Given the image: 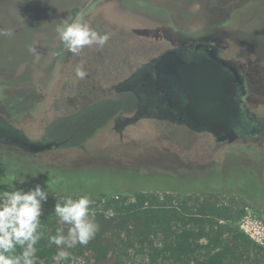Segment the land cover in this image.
<instances>
[{
	"label": "rangeland",
	"instance_id": "obj_1",
	"mask_svg": "<svg viewBox=\"0 0 264 264\" xmlns=\"http://www.w3.org/2000/svg\"><path fill=\"white\" fill-rule=\"evenodd\" d=\"M147 1L162 13H142L148 9ZM136 2L123 1L139 13L115 0H0V30L14 33L0 35V80L10 75L32 79L19 83L21 88H0V101L14 107L13 123L35 139L52 121L66 115L70 110L66 100L76 97L77 88L87 97L77 101L79 107L96 100L99 94L90 87L101 80L99 62L92 60L87 68L83 58L64 48L57 33L62 22L72 23L81 12L91 28L111 36L100 49L104 65L111 70L110 83L102 86L124 78L158 50L208 42L240 69L246 104L264 119V0ZM30 47L36 54L29 52ZM81 63L88 73L84 79L75 75ZM167 123L144 118L126 127L120 138L111 121L84 144L58 148L45 160L1 158L0 184H18L27 190L39 184L49 193L73 197L131 196L137 191L200 200L211 197L232 210L228 224L262 248L253 250L245 264H264V141L218 145L208 134H190ZM73 128L70 123L69 130ZM21 178L23 185L18 182ZM77 258V264H93L86 254ZM108 264L172 263L137 255L129 247L115 253Z\"/></svg>",
	"mask_w": 264,
	"mask_h": 264
},
{
	"label": "trees",
	"instance_id": "obj_2",
	"mask_svg": "<svg viewBox=\"0 0 264 264\" xmlns=\"http://www.w3.org/2000/svg\"><path fill=\"white\" fill-rule=\"evenodd\" d=\"M124 102L120 99L89 104L52 121L48 130L55 140H65L64 148L78 147L107 125L121 109L129 111L135 105L130 97ZM102 115L104 117L95 124ZM75 117L80 119L72 120ZM70 123L75 124L72 130H69ZM20 188L28 191L18 184H0V192ZM48 194L45 215L41 217L44 236L36 246L37 264H56L53 257L60 249L49 246L47 238L61 227L54 214L55 203L69 196ZM79 197L72 196L73 199ZM90 199L99 231L87 246L77 245L70 252L75 257L86 254L93 264H108L115 253L129 247L137 255L147 254L152 260L172 264H245L251 260L253 250H262L228 224L232 210L211 197L200 200L199 197L180 198L137 191L131 196L100 194ZM69 227L63 225L65 234Z\"/></svg>",
	"mask_w": 264,
	"mask_h": 264
},
{
	"label": "water",
	"instance_id": "obj_3",
	"mask_svg": "<svg viewBox=\"0 0 264 264\" xmlns=\"http://www.w3.org/2000/svg\"><path fill=\"white\" fill-rule=\"evenodd\" d=\"M244 83V75L237 65L220 57L219 48L212 44L198 42L192 50L170 49L140 66L115 87L136 97L134 113L115 121L127 125L141 118H152L207 132L216 142H232L238 137L237 129L245 122V113L237 98L245 95ZM0 137L33 155L65 142L52 138L34 141L21 130L4 124Z\"/></svg>",
	"mask_w": 264,
	"mask_h": 264
},
{
	"label": "clouds",
	"instance_id": "obj_4",
	"mask_svg": "<svg viewBox=\"0 0 264 264\" xmlns=\"http://www.w3.org/2000/svg\"><path fill=\"white\" fill-rule=\"evenodd\" d=\"M85 15L81 12L72 23L62 22L57 28L64 48L77 56L86 47L103 49L111 38L110 34H101L91 28L85 21ZM13 34L10 29L0 30L3 36L10 37ZM29 52L36 54V49L30 47ZM75 75L79 79L88 75L82 63L76 66ZM18 182L23 185L25 180L21 178ZM48 198V188L45 190L39 184L28 191L20 188L0 192V264H37L36 246L44 236L41 217L45 215L44 205ZM92 204L88 195L77 199L69 195L55 203L54 214L61 227L47 239L49 246L55 245L60 249L53 257L56 264L66 261L77 264L79 258L67 249L77 245L87 246L99 231ZM63 225L70 226L66 235Z\"/></svg>",
	"mask_w": 264,
	"mask_h": 264
},
{
	"label": "flooded vegetation",
	"instance_id": "obj_5",
	"mask_svg": "<svg viewBox=\"0 0 264 264\" xmlns=\"http://www.w3.org/2000/svg\"><path fill=\"white\" fill-rule=\"evenodd\" d=\"M117 1L120 5H122L123 7H125L127 10H129L123 3L124 0H115ZM136 2V0H135ZM137 3V2H136ZM147 10L146 11H143L142 13H145V12H150L152 14H155L158 11H160L162 13V10L161 9H158L156 7H151V5H149V2L147 1ZM137 5H140L137 3ZM131 10V9H130ZM134 12H138V10L136 9H132ZM131 10V11H132ZM165 13V12H164ZM97 18V17H96ZM98 18L100 19V17L98 16ZM97 18V19H98ZM101 22H103L102 20H100ZM100 21H97L95 23L99 24ZM99 22V23H98ZM103 34H106L103 32ZM199 41H196L194 43H192L191 46H180V47H186L190 50H192L194 44L198 43ZM205 43H208V42H205ZM211 44V43H209ZM213 45V44H212ZM215 46V45H214ZM217 47V46H216ZM179 48V47H177ZM170 49H175V48H167V49H164V50H158V52L156 54H153L151 55L150 57H148L147 61H150L154 58H157L159 57L161 54H163L165 51L167 50H170ZM97 50V51H95ZM101 50L98 48H95L94 50L93 49H89V48H85L83 50V52L78 55V59H81L83 58L84 61L87 62L86 67L88 68L90 65H91V62L92 60H95L96 62H99V65H100V69L102 70L101 74H100V78L101 80L98 81V82H95L93 81L94 83H96L95 86H91L90 87V90L91 89H94L97 91V93L99 95H97V98H95L96 100L93 101L92 103H96V102H99V101H103V100H120L122 99L123 103H125V99L126 97H130V99H132L134 102H135V105L133 108H131V110L127 111V110H124V109H121V111L113 118L111 119L112 121V129L118 133L119 137L120 138H123V130L128 127V126H132L134 124H136L139 120H142L144 118H141L131 124H127V125H122L120 121L116 122L115 119L116 118H120V119H123L125 117H128L130 115H132L134 113V111L136 110V97L134 96L133 93L131 92H123V91H117L115 89V87L122 81H124L125 79L129 78L130 76H132L136 71L137 69L142 66L143 64H145L146 62H144L143 64L139 65V66H136L133 70H131L124 78L120 79L119 81L115 82V83H112L110 84L109 86H102L101 83H110L108 82V77H109V73L111 70L106 67L104 65V57L103 55L100 53ZM96 56H99V57H96ZM219 56L220 57H223L221 55V51L219 49ZM224 58V57H223ZM227 59V58H226ZM230 60V59H229ZM86 68V69H87ZM91 71V69H90ZM93 74L95 73L94 70H92ZM8 79L7 80H0V88L1 87H7V88H21L22 85H24V83H30L32 79H30L31 77L28 76V75H22V76H6ZM87 77V76H86ZM5 78V77H4ZM48 82V80L46 81ZM18 83V84H17ZM19 83H23L22 85H20ZM39 83H44V82H39ZM78 83H81V82H78ZM245 85V95L244 97L242 98V96H238V100H239V106L241 108V110L245 113V122L243 124V127L242 128H238L237 129V133H238V137L232 141V142H228V141H223V142H216L213 138V136L207 132H197V131H193L189 128H187L186 126L184 125H178V124H174V123H167L168 125H171L173 127H177V128H183L185 129L188 133L190 134H208L212 137V140L218 144V145H231L235 142H238V141H264V128H261L263 125H264V119H259L256 114L254 112H252L250 110V108L247 106L246 104V94H247V90H246V83H244ZM44 86V85H43ZM81 92L80 90H78L77 88V95L76 97H74L73 99H67L66 100V103L68 104V107L67 109H69L70 107V110H68V112H66V115H63L61 117H64V116H67V115H70L72 113H75L77 112L78 110L82 109L83 107L85 106H78L77 105V101H79L80 99L82 100H85L87 97L86 96H83L81 95ZM43 97V96H42ZM23 99H27L28 97H22ZM241 99H243V102H241ZM25 101V100H24ZM91 103V104H92ZM90 104V103H89ZM88 104V105H89ZM87 106V105H86ZM0 107H2L3 111L0 110V128L2 126V124H4L5 126H8L10 128H16V129H19L21 130L29 139L31 140H34V141H37V140H42L44 138H52L53 140L54 137L52 135V133L48 130V128H44L42 133L40 134V137L38 138H35V139H32L30 138L26 133L25 131L20 128L18 125H16L15 123H13V119H11L10 117H14L15 116V112H14V107L10 106L9 104L5 103V102H2L0 101ZM254 116V117H253ZM60 117V118H61ZM58 119V118H57ZM148 119H152V118H148ZM4 120V121H3ZM56 120V119H55ZM109 121L107 123V125L111 122ZM107 125H105L104 127H106ZM102 127V128H104ZM100 128V129H102ZM99 129V130H100ZM98 130V131H99ZM253 131V133H252ZM55 141H58V140H55ZM62 141V140H61ZM65 143V142H64ZM64 143L60 146H57L56 148H52L50 150H47V151H44V152H41V153H38V154H29V153H25L23 152L20 148H17L16 146L12 145V144H8L6 143L3 138L0 137V159H4V160H11L13 159L14 157H21V158H27V159H31V161H35V160H45L46 157L49 156V154L53 151H55L56 149L58 148H64ZM1 163V162H0ZM11 168L12 166L9 165ZM37 178L38 177H41L40 173L37 172L36 174ZM42 177H45V176H42ZM37 180V179H36Z\"/></svg>",
	"mask_w": 264,
	"mask_h": 264
}]
</instances>
